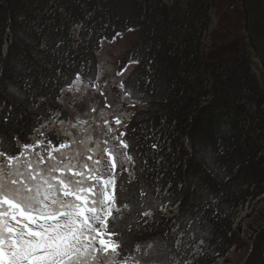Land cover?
Listing matches in <instances>:
<instances>
[{
    "label": "trees",
    "instance_id": "1",
    "mask_svg": "<svg viewBox=\"0 0 264 264\" xmlns=\"http://www.w3.org/2000/svg\"><path fill=\"white\" fill-rule=\"evenodd\" d=\"M240 2L245 40L232 53L206 43L214 0H0V79L11 93L0 84V149L19 153L33 139L64 143L54 131L39 134L46 126L36 113L51 105L67 121L61 100L75 72L91 84L102 44L138 30L139 41L120 61V69L133 66L123 83L137 109L123 139L135 143L140 178L125 184V203H170L139 225L133 212L120 230L129 248L166 242L165 264L228 260L238 245L239 216L264 200V0ZM187 217L196 222L180 237L188 233ZM261 231L242 264H264ZM177 239L185 243L177 246Z\"/></svg>",
    "mask_w": 264,
    "mask_h": 264
},
{
    "label": "snow or ice",
    "instance_id": "2",
    "mask_svg": "<svg viewBox=\"0 0 264 264\" xmlns=\"http://www.w3.org/2000/svg\"><path fill=\"white\" fill-rule=\"evenodd\" d=\"M131 63L139 61H129ZM126 71L127 65L117 75L122 76ZM24 79L29 90L34 91L30 79ZM83 80L77 70L68 86L78 92ZM56 82L59 84L60 80ZM0 84L11 95L8 83L0 79ZM63 87L61 85V91ZM94 87L101 96L105 95L99 84ZM119 88L125 97L135 99L130 85L121 82ZM39 99L46 101L47 97ZM139 102L149 103L147 100ZM105 106L110 107L107 101ZM44 112H54L55 116H45ZM59 115V110L49 105L36 113V120L43 121L42 126L57 121L66 123ZM104 115L101 111L100 116ZM127 118L121 113L114 120L115 125L123 126L124 130L113 128L105 121L104 140L98 148H89L87 153L62 152L60 149L68 148V143L53 147L51 140L44 143L40 152H29L27 156L25 152L7 154L0 149V157L4 158L0 160V264H165L160 257L171 251L166 242L154 240L145 247L129 248L128 237L120 230L125 218H131L133 212L139 225L146 223L143 217L155 219L154 212L170 203L146 199L139 208L125 203L129 199L125 184L140 179L136 175L137 161L131 154L135 143L123 139L127 135ZM86 123L79 121V124ZM73 142L84 143V140ZM31 147L24 144L25 151ZM44 152L47 155L42 154ZM54 152L58 155L54 156ZM206 156L207 153L205 166ZM123 173H127V177H123ZM195 184L193 173L189 186L195 190ZM186 220L188 233L181 230L180 237L191 234L196 222L192 217ZM175 223L179 225L180 221ZM174 243L179 246L185 242L177 239Z\"/></svg>",
    "mask_w": 264,
    "mask_h": 264
},
{
    "label": "rangeland",
    "instance_id": "3",
    "mask_svg": "<svg viewBox=\"0 0 264 264\" xmlns=\"http://www.w3.org/2000/svg\"><path fill=\"white\" fill-rule=\"evenodd\" d=\"M210 17L212 22L206 43L220 44L223 46V51L232 53L243 47L244 19L240 0H214ZM139 38V31L132 29L109 42H104L99 53L98 73L94 81L91 84L83 82L78 92L69 88L62 95L61 104L62 109L68 115L67 122L61 124L57 121L49 124L41 129L39 134L54 131L59 140L62 142L65 140L64 143L69 145L68 148L60 149V151L75 153L78 150L81 153H87L89 148H98L104 140L102 129L106 131L105 121H108L111 127L123 130V126L115 125L116 116L123 113L128 120L137 106L128 102L129 99L122 94L119 85L127 81L133 71V66L127 65V71L122 76L117 73L121 70L120 61L137 44ZM95 84L100 85V90L105 93L104 96H101L95 89ZM106 101L110 107L105 106ZM93 108L96 109L95 112L92 111ZM101 111L105 113L104 116H100ZM79 121H87V123L79 124ZM72 124H78V126L73 128ZM78 140H84V143L73 142ZM43 145V141L33 139L32 147L28 151L22 149L21 152H25L26 156L29 152H40ZM42 154L47 155V152ZM55 155L58 153L54 152ZM3 159L0 157V160ZM239 218L234 227L239 235L238 245L229 255V259L221 264H242L244 262L251 250L252 238L258 231V234H261V230L264 229V200H259L247 207Z\"/></svg>",
    "mask_w": 264,
    "mask_h": 264
}]
</instances>
